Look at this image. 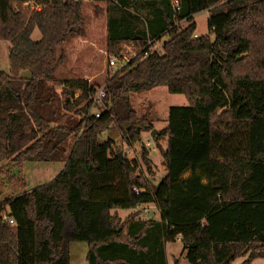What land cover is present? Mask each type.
<instances>
[{
  "label": "trees",
  "instance_id": "16d2710c",
  "mask_svg": "<svg viewBox=\"0 0 264 264\" xmlns=\"http://www.w3.org/2000/svg\"><path fill=\"white\" fill-rule=\"evenodd\" d=\"M87 1L0 0V40L11 43L10 74L0 71V163L52 161L73 139L51 181L0 203V264H71L73 241L88 244V264H169L165 246L177 238L192 264L264 259V0H179L177 12L175 0H100L106 51L132 44L136 56L105 79L110 107L99 118L88 115L95 84L62 80L61 92L50 84L63 47L83 33ZM204 10L214 40L194 37ZM142 18L140 28L133 21ZM165 36L162 52L147 46ZM160 85L189 104L169 107L153 137L166 169L153 191L138 159L100 136L116 124L129 146L140 142L148 129L130 95ZM140 156L154 174L145 145ZM147 204L160 220L103 215Z\"/></svg>",
  "mask_w": 264,
  "mask_h": 264
},
{
  "label": "rangeland",
  "instance_id": "374dc122",
  "mask_svg": "<svg viewBox=\"0 0 264 264\" xmlns=\"http://www.w3.org/2000/svg\"><path fill=\"white\" fill-rule=\"evenodd\" d=\"M121 10L132 14L135 13L133 7H123ZM83 15V33L72 37L63 47L64 59L55 73L57 82H50L58 92H61L64 87L63 84H59L62 80L87 79L92 84H95V88L104 86L107 76L112 74L117 68V65L111 66L109 60L113 55L108 54L106 51L108 36V6L106 1H87L83 7ZM208 17L209 10H204L194 15L193 21L196 23V34L214 40V35L210 33L208 28ZM133 22L140 28L145 25L144 18ZM187 23V21H183L181 26L185 27ZM40 38L39 30L35 29L32 33V39L36 41ZM167 38L168 36H165L156 42V50L162 52V44ZM10 48L11 43L9 41L0 40V71L8 74H10ZM135 50L136 47L134 45L124 44L122 52L117 56L119 59L122 57L130 58ZM21 76L28 77L30 72L24 70L21 72ZM79 92L76 91L75 96ZM130 101L136 110L138 120H140L139 125L148 129L142 132L141 141L129 146L122 136L121 129L116 124H112L108 130L101 134L100 141L105 142L108 139H114L118 147L127 153L129 159H138L140 170L147 174L150 188L154 191L165 176L166 169L161 151L153 137L167 125L169 107L185 106L189 104V101L184 94L170 93L165 85L154 87L142 93H131ZM106 106L110 107V103L104 102V104L99 106V109H104ZM153 130H156V132L152 137ZM148 142L150 144L148 147L149 158L152 161L151 168L154 174H150L147 171L140 156L142 146ZM72 145L73 139H70L64 147L66 151L61 155H55L52 161H28L22 166L14 165L10 161L0 163V168L4 166V169L0 170V203L15 194L32 190L51 181L63 169ZM160 145L166 148V140L160 141ZM188 175L189 172L184 174L185 177ZM133 212L138 213L136 219H161L159 210L153 204L141 206L136 210L112 209L109 212L105 210L103 215L106 216L110 213L119 216L123 220ZM87 250L88 244L86 242L73 241L71 243V264H88L86 259ZM165 250L169 264H174L176 259L178 264H192L187 260L186 252L179 238L173 242H168ZM244 259L245 257L237 258L231 264H242ZM252 264H264V259L257 258Z\"/></svg>",
  "mask_w": 264,
  "mask_h": 264
},
{
  "label": "built area",
  "instance_id": "2783aa9c",
  "mask_svg": "<svg viewBox=\"0 0 264 264\" xmlns=\"http://www.w3.org/2000/svg\"><path fill=\"white\" fill-rule=\"evenodd\" d=\"M179 8H180V2H179V0H175L174 1L175 12H177L179 10ZM198 36H199L198 34L194 35L195 38H197ZM146 41H147V46L150 48V50L155 51L156 50V48H155L156 41L151 40V39H147ZM147 54H148V52H146L144 56H147ZM120 56H123V55H120ZM134 56H136V50L134 51V54L131 57H134ZM130 58L122 57L121 59H119V57L117 55H113L110 58L109 62L111 64V66L117 65V68H119V67L125 66ZM108 96H109V93H108V90H107L105 85L101 86V87H97L95 90V93L93 94V96L90 99L91 100V108L89 110L88 115L93 114L95 117L99 118L101 116L102 111L104 109L108 108V106H106L104 109H99V106L104 104V102H107V103L109 102ZM149 145H150L149 142L147 144H145V146L147 148L149 147ZM7 214L8 213L4 211L2 214V219L4 221L8 222L9 224H12V225L15 224L14 219L9 217Z\"/></svg>",
  "mask_w": 264,
  "mask_h": 264
},
{
  "label": "water",
  "instance_id": "95a60500",
  "mask_svg": "<svg viewBox=\"0 0 264 264\" xmlns=\"http://www.w3.org/2000/svg\"><path fill=\"white\" fill-rule=\"evenodd\" d=\"M155 132H156V130H153L152 131V137L155 135ZM123 155V153L122 152H119L118 154H117V156H118V158L120 159V161H122V156Z\"/></svg>",
  "mask_w": 264,
  "mask_h": 264
},
{
  "label": "crops",
  "instance_id": "0c3cea01",
  "mask_svg": "<svg viewBox=\"0 0 264 264\" xmlns=\"http://www.w3.org/2000/svg\"><path fill=\"white\" fill-rule=\"evenodd\" d=\"M154 205V204H153ZM146 206V205H145ZM155 206V205H154ZM156 207V206H155ZM131 214V213H130Z\"/></svg>",
  "mask_w": 264,
  "mask_h": 264
}]
</instances>
